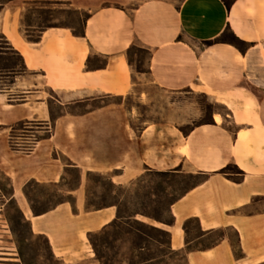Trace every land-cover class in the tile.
<instances>
[{
	"label": "crops",
	"instance_id": "0c3cea01",
	"mask_svg": "<svg viewBox=\"0 0 264 264\" xmlns=\"http://www.w3.org/2000/svg\"><path fill=\"white\" fill-rule=\"evenodd\" d=\"M38 1L0 9V44L21 59L20 70L0 71L12 78L0 88V169L32 231L46 235L63 264H98L88 234L116 220L119 206H88L89 174L122 188L148 172L194 174L201 181L170 204L174 223H149L170 233L186 264L264 263V0H55L41 8L86 15L84 35L58 24L31 41L24 15ZM19 121L49 133L29 150L14 148L10 126ZM230 166L243 171L239 181ZM69 168L78 171L74 185ZM32 180L73 201L35 213L24 191ZM190 220L199 231L191 239ZM220 228L239 237L243 257L226 232L213 238Z\"/></svg>",
	"mask_w": 264,
	"mask_h": 264
},
{
	"label": "rangeland",
	"instance_id": "374dc122",
	"mask_svg": "<svg viewBox=\"0 0 264 264\" xmlns=\"http://www.w3.org/2000/svg\"><path fill=\"white\" fill-rule=\"evenodd\" d=\"M38 7H31L26 11L27 19L37 27H27L29 30H37L39 25L47 24H70L77 29L81 28L83 16L71 9L41 8V6L52 5L54 1L40 0ZM228 39H232L228 37ZM8 45L2 41L0 51V71L9 70L11 67L21 68V59ZM140 57L145 56L142 49L135 48ZM6 68V69H5ZM12 81L11 77H4L0 73V88ZM194 100L205 111H211L210 100L202 94H194ZM114 101H120V97H114ZM128 103H135L131 98ZM60 113L56 109L54 116ZM44 125L37 121H24L13 129L12 141L19 148L31 145L38 137L46 134ZM11 132V129H10ZM230 172L236 173L231 167ZM69 185H74L78 178V171L75 168L68 169ZM237 177V176H235ZM90 186L88 204L106 205L118 203L119 213L123 221L130 225L124 227L130 230V234L121 233L119 228H111L112 247L104 243V235L93 236L99 244V248L113 259H124L121 264H130L132 260L139 264H186L183 254L172 250L169 247V234L160 231L151 225L163 226L173 220L170 213V204L183 194L189 187L197 183L201 176L191 174H170L168 172H148L138 178L130 188H122L113 185L104 175L99 173L89 174ZM12 183L0 169V220H4L7 228L0 227V258H17V260L0 259V264H60V258L55 255L50 247L49 239L44 234L35 233L31 225L22 220L23 213L17 199L11 196ZM27 197L35 213H41L63 200H72L69 194L59 192L57 186L47 185L30 181L26 186ZM24 214V213H23ZM25 215V214H24ZM26 217V216H25ZM139 218H145L143 221ZM28 220V219H27ZM121 221V222H123ZM190 239L199 235L198 223L196 220L189 221ZM231 238L236 239L233 230L225 231ZM220 232L216 231L213 238L219 237ZM122 236L120 239L119 237ZM86 238V237H85ZM119 238V239H118ZM125 241V242H123ZM134 242V244H132ZM87 245L95 254L90 237L88 235ZM198 240L192 246H198ZM8 248H13L10 250ZM88 249V247H87ZM16 253V255L8 253ZM96 256V254H95ZM99 264V263H98ZM116 264H120L116 262Z\"/></svg>",
	"mask_w": 264,
	"mask_h": 264
},
{
	"label": "trees",
	"instance_id": "16d2710c",
	"mask_svg": "<svg viewBox=\"0 0 264 264\" xmlns=\"http://www.w3.org/2000/svg\"><path fill=\"white\" fill-rule=\"evenodd\" d=\"M11 0H0V9L1 7H3V5L7 2H9ZM226 5H230L231 1L232 0H223ZM86 18V15L83 16V19L82 20H85ZM53 25H58V24H47V25H39V28L37 30H29L27 27H37L36 25L32 24L28 19H27V16L26 14L24 15V26H25V30H26V37L31 40V41H38L41 37V31L44 29V27L46 26H53ZM74 32L77 34V35H84V28L81 27L80 29H77L75 26H74ZM231 38L229 41L230 43L234 44L235 46H237L239 49L241 50H244L245 46H246V43L239 39L237 36L235 35H231ZM225 39H227L225 36H220L218 38H216V41L219 42V41H226ZM212 41H208V43H211ZM24 121H19L13 125H11V132H10V139H11V145L14 147V148H18L17 145H15L12 141V136H13V129L17 126V125H20L22 124ZM49 132H46V134L44 136H40L38 137L36 140H39L43 137H46L48 135ZM35 140V141H36ZM34 141V142H35ZM33 142V143H34ZM32 143V144H33ZM32 144L29 145V146H26L25 148H22L24 150H29L31 147H32ZM231 167L235 168L236 169V173L238 174L237 177H235L236 180H240V176L241 174L243 173V171L241 169H239L238 167L236 166H230L228 167V169H230ZM227 169V168H226ZM224 169V170H221V172H226L227 170ZM191 175H194V174H191ZM201 176V175H199ZM201 179H202V176H201ZM201 179L199 181H201ZM24 191L25 193L27 194V191H26V187L24 188ZM11 196L13 197L14 196V193H13V187H12V190H11ZM89 207L91 206H95V204H88ZM21 217H22V220L29 223L30 222L27 220V218L25 217V215L21 212ZM128 221H123V217L120 215V213H118V218L116 220H114L112 223L108 224L107 226H105L104 228H102L101 230L99 231H96V232H90L88 235L90 237V241H91V244H92V247L95 251V254L99 260V264H116V262H119L120 264L122 263V261L124 260L123 258L122 259H113L111 258L107 253L103 252L100 248H99V244L97 243V241H95V239H93V236H99V235H104V243H106L107 245H109L108 247L111 248L112 247V234L110 233V229L111 228H115V229H118L120 230V232L124 233L125 235L127 234H130V230H128L127 228H125L124 226L125 225H130V218H127ZM123 221V222H121ZM174 223V220L170 221V222H167V224H173ZM185 230L186 231H190V228L189 226L185 225L184 226ZM160 231H163V232H167L169 234V243H170V233L168 231H166L165 229H160L158 228ZM216 231H219L220 232V235L219 237H222L225 233V230L220 228V229H217ZM215 231V232H216ZM122 236H120L119 238L120 239H123L121 238ZM118 238V239H119ZM232 240V245H233V249H234V254L236 257L238 258H241L244 256V252L242 250V247L240 245V240H239V237L234 239V238H231ZM125 242V241H123ZM50 243V242H49ZM132 244H134V242H132ZM51 247V245H49ZM191 249L190 246L187 247V250ZM178 253L180 254H183L185 260H186V254H185V251L183 250H176ZM60 264H63L62 260H60ZM130 264H139V262H136L134 260L131 261ZM261 264H264V263H261Z\"/></svg>",
	"mask_w": 264,
	"mask_h": 264
},
{
	"label": "bare ground",
	"instance_id": "6f19581e",
	"mask_svg": "<svg viewBox=\"0 0 264 264\" xmlns=\"http://www.w3.org/2000/svg\"><path fill=\"white\" fill-rule=\"evenodd\" d=\"M215 118H216V120H220V116L219 115H216L215 116ZM0 227H2V228H7V225H6V223H5V221L4 220H0ZM8 249H10V250H14L13 248H8ZM8 254H12V255H16V253H8ZM13 260H17V258H15V259H13Z\"/></svg>",
	"mask_w": 264,
	"mask_h": 264
}]
</instances>
